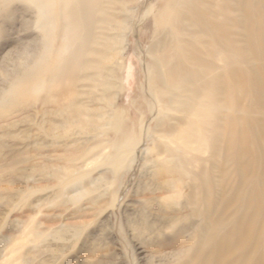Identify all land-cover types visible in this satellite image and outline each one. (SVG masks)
Segmentation results:
<instances>
[{
	"label": "rangeland",
	"instance_id": "rangeland-1",
	"mask_svg": "<svg viewBox=\"0 0 264 264\" xmlns=\"http://www.w3.org/2000/svg\"><path fill=\"white\" fill-rule=\"evenodd\" d=\"M121 1L128 14L111 41L120 67L80 119L45 91L20 97L58 30L37 21L34 0H0V264H178L198 240L184 153L174 150L184 113L154 83L168 0ZM21 27L31 30L15 38Z\"/></svg>",
	"mask_w": 264,
	"mask_h": 264
},
{
	"label": "bare ground",
	"instance_id": "bare-ground-1",
	"mask_svg": "<svg viewBox=\"0 0 264 264\" xmlns=\"http://www.w3.org/2000/svg\"><path fill=\"white\" fill-rule=\"evenodd\" d=\"M34 1L37 21L58 30L57 42L26 74L20 97L45 91L58 111L83 117L120 67L111 41L128 11L117 10L121 0ZM158 20L169 44L153 58L154 83L175 98L170 104L180 99L185 121L172 131L184 142L174 150L184 153L176 160L187 166L186 205L199 221L198 240L178 264H264V0H168Z\"/></svg>",
	"mask_w": 264,
	"mask_h": 264
}]
</instances>
